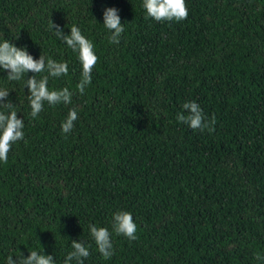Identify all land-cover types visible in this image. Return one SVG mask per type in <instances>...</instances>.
Masks as SVG:
<instances>
[{"label":"trees","instance_id":"1","mask_svg":"<svg viewBox=\"0 0 264 264\" xmlns=\"http://www.w3.org/2000/svg\"><path fill=\"white\" fill-rule=\"evenodd\" d=\"M186 5V20L157 22L143 0H0V42L66 61L68 75L48 87L73 92L32 118L25 79L35 74L8 81L0 69L25 134L0 162V264L32 251L64 264L73 240L90 246L84 264H264V0ZM107 8L124 24L119 44ZM51 21L94 44L83 95L78 53ZM189 101L215 116L214 132L177 121ZM72 107L79 119L63 134ZM118 211L132 214L138 239L113 233L105 260L89 225L111 231Z\"/></svg>","mask_w":264,"mask_h":264},{"label":"clouds","instance_id":"2","mask_svg":"<svg viewBox=\"0 0 264 264\" xmlns=\"http://www.w3.org/2000/svg\"><path fill=\"white\" fill-rule=\"evenodd\" d=\"M143 8L146 10V19L152 18L157 22L186 20L189 12L186 0H143ZM103 25L111 33L109 42L119 44L121 35L124 33V24L118 15L116 8H107L103 12ZM52 30L57 39L66 44V46L78 53V59L82 65L81 79L76 86L80 95L85 93L87 86L92 82V71L98 63L99 57L96 55L94 44L86 38L81 29L73 25L70 28V35H65L59 25L51 21ZM0 69L8 72V81H20L25 79L28 72L35 75L25 79V87L28 90V100L30 106V116L37 118L44 110V105H70L72 103L73 92L69 88L50 90L48 87L49 78H60L67 76L69 66L66 61H56L52 58H46L40 55L39 59H34L26 48L17 47L12 42L4 39L0 42ZM46 73L40 79L36 75ZM9 96L8 89H0V162L7 163L8 154L12 145L18 141L24 140V120L17 118V111L11 101H7ZM7 101V102H5ZM185 112L177 114V121L181 122L193 131L209 133L215 131L216 118L213 116L210 120L205 116L202 108L195 101L185 102L183 104ZM79 119L78 110L75 107L69 109L67 117L61 122V131L63 134H69L75 127V121ZM91 237L98 248L100 255L105 259H111L115 254L112 235L123 236L129 241H135L137 236V225L133 216L127 211H118L113 214L111 231L108 227H98L94 224L89 225ZM72 250L67 253L64 264H84V261L90 256L89 248L82 241H72ZM258 261L264 260L259 253L256 255ZM7 264H55L53 255H46L32 251L27 258L21 254L16 260L12 256L8 257Z\"/></svg>","mask_w":264,"mask_h":264}]
</instances>
